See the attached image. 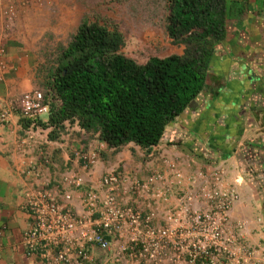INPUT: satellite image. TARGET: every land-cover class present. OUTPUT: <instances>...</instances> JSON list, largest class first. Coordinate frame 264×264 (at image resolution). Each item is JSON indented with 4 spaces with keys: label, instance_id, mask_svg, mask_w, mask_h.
<instances>
[{
    "label": "crops",
    "instance_id": "0c3cea01",
    "mask_svg": "<svg viewBox=\"0 0 264 264\" xmlns=\"http://www.w3.org/2000/svg\"><path fill=\"white\" fill-rule=\"evenodd\" d=\"M56 4L0 0V113L8 110L0 117V264H264V0H235L204 88L151 147H113L78 120L57 125L49 114L36 122L22 114L24 92H47L41 64L64 25ZM112 172L121 178L113 195L125 216L105 232L110 245L103 249L81 230L109 217L102 180ZM73 175L84 182L75 184ZM130 186L139 190L126 192ZM221 193L236 198L218 213ZM40 195L60 203L77 225L58 245L31 249L27 204ZM90 195L97 197L92 215ZM213 212L220 217L215 247L192 263L188 248L177 247H188L203 227L197 217ZM163 229L166 236L157 234ZM153 241L157 247L144 253Z\"/></svg>",
    "mask_w": 264,
    "mask_h": 264
},
{
    "label": "trees",
    "instance_id": "16d2710c",
    "mask_svg": "<svg viewBox=\"0 0 264 264\" xmlns=\"http://www.w3.org/2000/svg\"><path fill=\"white\" fill-rule=\"evenodd\" d=\"M235 0H169L167 31L183 54L125 55L122 33L83 20L47 71L49 122L78 120L110 146L163 141L167 126L202 91ZM239 9V8H238Z\"/></svg>",
    "mask_w": 264,
    "mask_h": 264
},
{
    "label": "built area",
    "instance_id": "2783aa9c",
    "mask_svg": "<svg viewBox=\"0 0 264 264\" xmlns=\"http://www.w3.org/2000/svg\"><path fill=\"white\" fill-rule=\"evenodd\" d=\"M14 6V4H11L6 7L5 10V15L10 23L14 20L16 15ZM0 66H2L1 63ZM18 105L22 114L33 122H36L43 115H48L51 111L50 100L41 89L24 92L18 100ZM7 115L8 110L0 113V117L3 119H5ZM95 161L94 155L91 157V163L94 164ZM70 180L77 185H81L84 182V179L78 175L71 176ZM120 181L121 178L119 174L113 172L103 178L102 183L109 190V195L106 198V203L109 208V217L100 223L93 224L91 227H82V237L87 243L90 242L103 249L109 247L110 240L106 236V233H111L112 224L119 222L120 219L125 216L117 206L115 196L113 195L119 188ZM137 190H139V187L130 186V189L128 187L126 192H135ZM216 195L219 196L218 208L216 209L218 213H223L236 198V196L231 193ZM66 198L70 199V195H67ZM96 198V195H90L87 199L86 203L89 206V215H92L96 210ZM27 206L33 217V223L30 229L25 233V243L31 249L37 248L39 244L44 243L58 245L63 238H65V235H68L69 231L73 230L77 225L64 211L63 206L55 199H50L47 195H40L38 199L30 201ZM203 217L204 215L202 214L197 217V223L203 225V227L194 235V241L188 244V247L185 245H178L177 247V250L181 252L184 248H188L187 254L190 257L189 261L192 263H198V260H206L209 257L211 253L210 249L215 247L211 241H214V238L218 236L217 223L220 217H218L215 212L206 215L204 219ZM204 222L208 223L202 224ZM157 234L166 236L167 231L163 229ZM157 245L158 243L153 241L144 246L143 252L146 253L150 251V247H157ZM213 252L215 256V250ZM59 257L63 259L64 254L59 255Z\"/></svg>",
    "mask_w": 264,
    "mask_h": 264
},
{
    "label": "rangeland",
    "instance_id": "374dc122",
    "mask_svg": "<svg viewBox=\"0 0 264 264\" xmlns=\"http://www.w3.org/2000/svg\"><path fill=\"white\" fill-rule=\"evenodd\" d=\"M55 7L64 12L63 31L58 42L48 43L41 70L52 65L58 51L67 46L83 20L106 25L124 37L121 51L139 63L151 56L164 57L184 52V45L175 44L167 31L169 0H55ZM46 77V74H44ZM46 94V90L41 88Z\"/></svg>",
    "mask_w": 264,
    "mask_h": 264
}]
</instances>
